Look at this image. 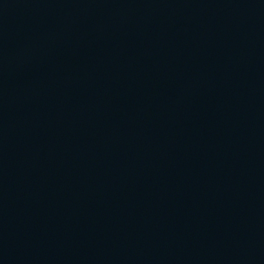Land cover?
Masks as SVG:
<instances>
[{
  "label": "water",
  "instance_id": "water-1",
  "mask_svg": "<svg viewBox=\"0 0 264 264\" xmlns=\"http://www.w3.org/2000/svg\"><path fill=\"white\" fill-rule=\"evenodd\" d=\"M0 264H264V0H0Z\"/></svg>",
  "mask_w": 264,
  "mask_h": 264
}]
</instances>
